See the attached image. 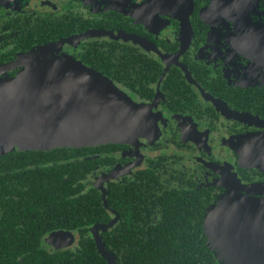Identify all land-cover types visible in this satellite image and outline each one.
Segmentation results:
<instances>
[{
    "label": "flooded vegetation",
    "instance_id": "obj_1",
    "mask_svg": "<svg viewBox=\"0 0 264 264\" xmlns=\"http://www.w3.org/2000/svg\"><path fill=\"white\" fill-rule=\"evenodd\" d=\"M36 57L109 77L144 105L146 131L135 142L0 153V253L75 248L95 242L98 225L105 243L128 217L149 234L172 221L197 246L220 199L263 197L264 0H0V81ZM60 179L85 196L82 210L43 199L65 194ZM65 237L74 241L57 248Z\"/></svg>",
    "mask_w": 264,
    "mask_h": 264
},
{
    "label": "water",
    "instance_id": "obj_2",
    "mask_svg": "<svg viewBox=\"0 0 264 264\" xmlns=\"http://www.w3.org/2000/svg\"><path fill=\"white\" fill-rule=\"evenodd\" d=\"M26 65L0 81V153L135 142L145 133L144 105L100 71L58 57L28 58ZM258 189L261 198L233 192L208 211V244L225 264H264V186ZM93 231L98 253L117 264L99 225ZM73 241L53 240L57 248Z\"/></svg>",
    "mask_w": 264,
    "mask_h": 264
},
{
    "label": "trees",
    "instance_id": "obj_3",
    "mask_svg": "<svg viewBox=\"0 0 264 264\" xmlns=\"http://www.w3.org/2000/svg\"><path fill=\"white\" fill-rule=\"evenodd\" d=\"M58 150V149H53ZM59 150H75L73 148H59ZM79 174V172H75ZM74 173V174H75ZM72 180V178H71ZM60 183L64 181L59 180ZM65 182L63 183V185ZM72 185V181H71ZM71 186L65 184V194L63 191L42 190L43 199L61 201H71L80 210L84 203L81 195L73 196ZM92 198H97L91 195ZM181 199V198H178ZM177 199V200H178ZM160 210V209H159ZM83 215V213H80ZM84 218V217H83ZM83 218H80L83 225ZM79 218H75L78 220ZM163 218L153 222V233L149 234V226L144 219V223L135 221L132 217L119 224L114 232L116 236H106V247L117 256V264H221L214 252L210 250L208 237L203 234V238L197 246H194L193 239H182L184 236L178 235L174 229L169 228L172 221L167 220L163 225ZM93 220H91V223ZM139 224V225H138ZM120 227L122 230H120ZM141 229H143L141 231ZM28 241V240H27ZM8 247H16L22 240H8ZM15 242V243H14ZM3 248V247H1ZM195 250V251H194ZM221 262V263H220ZM0 264H107V261L98 253L96 244L92 238L80 239L75 248H65L54 252H40L35 255L0 253Z\"/></svg>",
    "mask_w": 264,
    "mask_h": 264
}]
</instances>
